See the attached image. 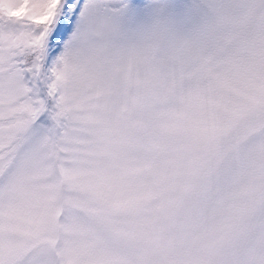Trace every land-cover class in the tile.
Returning a JSON list of instances; mask_svg holds the SVG:
<instances>
[{"label": "snow or ice", "instance_id": "6c2138e0", "mask_svg": "<svg viewBox=\"0 0 264 264\" xmlns=\"http://www.w3.org/2000/svg\"><path fill=\"white\" fill-rule=\"evenodd\" d=\"M0 264H264V0H0Z\"/></svg>", "mask_w": 264, "mask_h": 264}]
</instances>
